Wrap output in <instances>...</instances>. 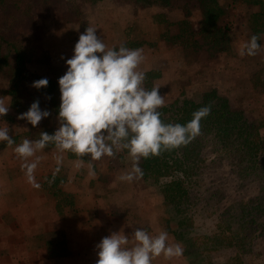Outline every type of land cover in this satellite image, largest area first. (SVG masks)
Returning a JSON list of instances; mask_svg holds the SVG:
<instances>
[{"label": "rangeland", "instance_id": "374dc122", "mask_svg": "<svg viewBox=\"0 0 264 264\" xmlns=\"http://www.w3.org/2000/svg\"><path fill=\"white\" fill-rule=\"evenodd\" d=\"M49 1L34 0L35 9H30V12V0H12L8 7V15L21 20L31 19L30 26L18 35L24 40L21 45L30 53L34 51L32 55L45 56L49 53L56 62L64 63L67 69L65 61L73 56L74 46L87 27H95L97 35L108 48H112L127 35L128 23L133 18L136 29H141L137 35H141L143 30L151 34L148 42L137 48L144 56L138 70L145 74L153 72L149 75L152 84L149 90L158 87L165 103L185 95L194 97L212 86L221 93L229 91L230 97L237 93L235 102L247 110L249 121L260 126L264 139V89L253 84L251 72L257 66L264 67V33L260 35L258 42L261 48L256 56L239 54L242 45L252 37L243 29L242 22H236L237 26L231 32L230 52L217 57L204 48L195 56L182 46L181 40L157 39L162 28L158 22H150L156 12L154 8L133 10L130 0H97L94 6L88 0H71L73 8L69 11L61 3L41 9V3ZM239 18L242 19V15ZM0 29L8 33L12 31L6 22L1 24ZM184 33L183 39L188 41L189 32ZM173 41H177L176 44ZM2 49L0 47V51ZM261 77H264V72ZM147 79L146 76L145 89ZM1 91L0 83V100L7 102L8 98ZM4 126V121L0 120V127ZM25 138L20 137V143ZM4 143L0 142V264H96L98 250L95 246L102 238L123 230L131 242L136 228H146L145 231L153 236L165 231L167 226L163 221V212L172 222L175 219L171 216L175 214L169 205L167 210L158 207L163 199L154 186L141 179L130 183L119 179L121 174L132 168L131 158L124 151L118 152L115 157L104 156L101 160L91 161L96 176L90 177V157H83L85 164L77 170L74 165L78 158L66 152L62 166L56 171L58 150L55 146L46 147L36 153L41 160L35 171V180L42 182L36 188L27 181L22 161L15 153L18 145ZM203 152L207 159L196 180L199 190H193L192 195L211 196L210 201L215 196L220 203L216 212L206 217L203 225V218H200V226L204 229L212 226L217 212L224 220L233 214L227 223H235L238 203L252 199L260 182L252 178L241 180L237 171L232 170L227 155L208 150ZM48 174L56 176L46 179ZM56 188L63 191L62 198L68 200L72 196L73 207L64 210L61 216L50 200V193ZM210 204L214 206V203ZM170 240L168 238V243L174 245ZM228 240L229 237H217L215 242L212 241V244L222 247L212 252L221 261L234 254L233 250L224 246ZM242 256L247 264H264V237L254 239ZM152 264L190 262L184 255L173 259L160 256Z\"/></svg>", "mask_w": 264, "mask_h": 264}, {"label": "trees", "instance_id": "16d2710c", "mask_svg": "<svg viewBox=\"0 0 264 264\" xmlns=\"http://www.w3.org/2000/svg\"><path fill=\"white\" fill-rule=\"evenodd\" d=\"M96 1L88 0L91 6H94ZM130 1L133 2V10L155 9L156 12L153 13L150 22L154 24L158 22L161 25L162 30L157 34L158 40H181L182 46L195 56L204 48L210 51L209 54L215 53L217 57L230 52L232 48L230 35L237 26L236 22L239 24L242 22L243 29L251 36L256 35L260 38L261 33H264V0ZM11 2L12 0H0V26L6 22L10 24L12 30L8 33L0 29V47L3 48L0 51L1 93L8 98L7 102L4 101L6 105H10L9 112L0 117V120L8 127L13 144L19 145L20 137L38 140L41 132L53 134L58 129L57 117L61 95L58 80L67 69L64 63L56 62L49 53L45 56L32 55L34 51L30 53L21 45L24 40L18 33L26 26H30L31 19L21 20L8 15ZM70 2L72 1L50 0L41 3L40 7L46 9L48 6L61 3L69 11L73 8ZM30 9H35L34 0H30L29 12ZM240 15L242 19L239 18ZM132 20L133 18L128 23L127 35L116 42L113 49L118 50L121 45L137 49L148 42V36L151 34L148 30H143V34L137 35L141 29L137 30ZM182 24L184 26H181ZM189 27V30L186 29ZM185 31L189 32L188 41L183 39ZM176 42L173 41V44ZM251 72L253 84L264 89V77L260 78L264 67L257 66ZM152 73L151 71L146 73L148 78L146 90L152 85L149 78ZM42 78H47L49 82L47 87L40 89L31 87L34 81ZM236 95L230 97L229 91L221 93L212 86L201 90L194 97L185 95L165 103L164 107L158 109L165 124L185 125L193 118V113L204 106H209L211 112L201 120V134L187 146L162 151L159 156L140 160L139 166L144 173L140 179L158 189L163 199V203H158V207L167 210L169 205L174 211L175 215L170 214L175 217L173 222L166 212H163V221L167 226L165 231L172 243L183 248V255L189 258L190 264H247L242 252L252 245L254 239L264 237V139L260 133V126L249 121L247 110L235 102ZM35 101H39L41 110H47L51 114L33 127L26 120L17 117L26 112ZM51 146L55 145H48ZM203 150L227 155L232 170L237 171L241 180L252 178L260 182L259 189L252 199L238 203L239 210L235 223H227L233 218V214L229 215L228 220H224L217 212L216 221L211 224L212 226L207 229L200 226V218H203V225L206 217L216 212L217 204L220 203L215 196L210 201L211 196L192 195L193 190L196 192L199 190L196 180L207 159ZM124 152L128 154L127 150ZM130 162L132 163L131 160ZM55 176L48 174L46 179ZM58 179L60 180L59 177ZM38 184L41 186L42 182ZM50 194L54 210L60 216L64 210L73 207L70 199L72 196L70 195L68 200L66 197L62 198L61 189L56 188ZM210 202L214 203V206ZM217 237H229L224 246L234 253L223 261L212 255L213 251L222 248L212 244Z\"/></svg>", "mask_w": 264, "mask_h": 264}, {"label": "clouds", "instance_id": "9594fccd", "mask_svg": "<svg viewBox=\"0 0 264 264\" xmlns=\"http://www.w3.org/2000/svg\"><path fill=\"white\" fill-rule=\"evenodd\" d=\"M259 39L253 35L242 45L239 54L256 56L261 48ZM143 60L141 49L123 45L118 50L108 48L95 27L85 29L74 46L73 56L65 61L67 71L58 80L61 94L58 129L53 134L41 132L35 141L25 138L15 147L27 181L33 187H40L35 171L41 157L36 153L49 144L55 145L59 153L55 158L56 171L63 164V154L71 152L78 158L74 165L77 170L85 164L83 157H90V177L96 176L91 161L104 156L115 157L118 152L127 150L132 168L119 179L130 183L144 174L139 166L142 158L187 146L201 134V120L210 114L211 108H200L185 125L165 124L158 111L165 105L159 88L146 90L143 86L146 74L138 70ZM48 83L47 78H42L31 87L45 88ZM9 109L10 105L0 100V117L7 115ZM50 114L41 110L39 101H35L17 119L36 127ZM0 142L9 146L14 143L7 126L0 127ZM132 237L130 242L129 236L121 230L102 238L95 246L98 250L96 264H152L160 256L173 259L183 255L179 244L168 243L166 231L153 236L136 228Z\"/></svg>", "mask_w": 264, "mask_h": 264}]
</instances>
